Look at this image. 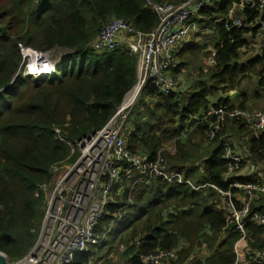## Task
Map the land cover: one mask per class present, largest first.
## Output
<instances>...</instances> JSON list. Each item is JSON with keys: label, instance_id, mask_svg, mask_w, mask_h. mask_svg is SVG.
<instances>
[{"label": "trees", "instance_id": "obj_1", "mask_svg": "<svg viewBox=\"0 0 264 264\" xmlns=\"http://www.w3.org/2000/svg\"><path fill=\"white\" fill-rule=\"evenodd\" d=\"M149 1L179 5L187 0ZM241 2L207 0L191 19L212 31L207 36L215 42L210 84L196 81L199 88L187 96L174 92L163 96L146 85L125 131L130 154L147 156L150 162L159 156L164 170L180 172L193 186H208L195 191L155 178L148 185L138 184L129 204L131 192L124 183L131 185L137 177L129 179L123 171L113 191L125 192L105 207L99 228H105L118 210L121 216L129 208L141 210L124 226L115 230L113 226L110 237L97 249L76 255L71 264H92L101 260L97 255L102 252L107 257L121 252L126 264H144L143 258L157 251H174L175 259L165 264H233V246L240 235L226 226V199L219 198L212 186L226 192L233 181L244 179L224 181L221 143L242 134L246 146L240 152L264 164V137L253 135L240 120H228L210 141L207 133L213 118L196 124L193 117L210 106L209 98L218 90H238L249 75L256 76V89L264 92V48L259 54L257 43V54L249 57L255 53L247 49L254 39L249 31L225 26L228 11ZM244 16L257 18L248 7ZM114 19L146 34L159 24L146 0H0V250L10 261L26 256L37 242L46 209L38 187L51 181L54 165L71 164L77 158L54 131L66 143L75 144L100 130L137 81V59L126 48L103 52L92 48L101 29ZM19 46L49 55L66 54L59 58L54 75L22 77L18 72L25 61ZM205 49L195 46L175 56ZM185 66L177 62L172 75ZM243 96L241 92L238 97ZM254 96L260 98L258 93ZM212 106L246 109L243 98L237 107L231 98L221 97ZM168 143L174 144L171 152L164 150ZM234 203L239 209V203ZM254 214L264 215V197L252 204L249 217ZM245 230L247 248H264V226L247 220Z\"/></svg>", "mask_w": 264, "mask_h": 264}, {"label": "built area", "instance_id": "obj_2", "mask_svg": "<svg viewBox=\"0 0 264 264\" xmlns=\"http://www.w3.org/2000/svg\"><path fill=\"white\" fill-rule=\"evenodd\" d=\"M146 2L158 17L159 24L156 28L146 34L135 30L124 21L114 19L101 29L92 46L97 52L124 47L132 53L137 59L135 85L125 94L120 106L100 130L75 144L66 143L59 138L58 130L54 131L58 140L66 144L71 155L74 151L78 154L77 158L71 164L54 165L51 168V181L38 187V192L44 196L46 209L37 242L26 256L14 261H10L0 250V257L6 260V264H71L76 255L99 246L110 235L114 224L122 218V211L118 210L105 228H99V220L105 207L111 201L114 202V196L122 194L123 189L114 193L113 188L123 171L128 173L129 179L137 177L132 180L131 185L127 184L130 192L138 184L148 185L155 178L166 182L176 181L179 185L190 186L195 191L208 186H193L190 181L182 178L180 172L164 170L159 156L155 162H150L147 156L132 155L126 148L125 131L129 125L131 110L135 108L142 89L151 85L163 96H169L175 91L176 81L172 71L177 67L175 55L178 44L181 47L180 43L192 34L195 27L191 19L204 7L207 0H187L179 5H158L149 0ZM247 7L257 18L246 19L244 12ZM263 18L264 0H242L228 11L225 26L249 31L254 39L247 44V49L256 50L260 46V54L264 48ZM19 49L23 60L26 63L31 61L25 66L27 76L35 77L41 71L45 72L44 76L55 73L60 61H48L47 53L27 47L19 46ZM214 55L213 51L208 59L210 65L214 64ZM47 65H50L51 70L44 67ZM210 117L213 118L207 133L210 141L216 138L228 120H240L253 135L264 137V109L256 112L240 108L229 110L215 108L211 103L200 116H194L193 120L196 124H201ZM232 145L229 139L221 143L222 159L226 167L223 178L226 182L236 176L240 177L242 172V158L232 149ZM212 187L219 198L223 201L226 199L223 206L226 226L240 235V239L233 246V264H264V248L250 250L245 243L247 220L264 226L263 214L249 217L252 204L259 197H264V180H235L226 192ZM130 199L131 197L128 199L129 204L132 203ZM234 201L239 203V209ZM173 259L174 251H157L143 258V262L165 264Z\"/></svg>", "mask_w": 264, "mask_h": 264}, {"label": "rangeland", "instance_id": "obj_3", "mask_svg": "<svg viewBox=\"0 0 264 264\" xmlns=\"http://www.w3.org/2000/svg\"><path fill=\"white\" fill-rule=\"evenodd\" d=\"M194 27H195V25H194ZM191 35L187 38V40L183 41L180 44H183L184 42L185 43L189 42V44L199 45L200 48L205 47L206 49L203 50L201 53H199V50H200L199 49L198 51L187 52L182 57H179V56H178V58L176 57V62H178V64L182 63V62H184L186 64V66L183 67L177 75H175V76L172 75L176 81V89H175L174 93L180 94L182 96H187V95H189V93H191V92L197 90V88H199L195 84L196 81H197V85L200 82H205L207 84H210L209 75H211V74H209V73L212 69L211 68L212 65H210L208 62L209 58L207 59L206 57H203V55H205L206 52H208V50H211V52H213V48H212L213 41L206 39V36L192 37ZM195 39H197V40H195ZM189 48H193V46L191 45ZM98 52H103V51H98ZM65 54L66 53H64V51H58L52 55L48 54L47 55L48 61L59 62V58H63V56ZM41 55L43 56L44 54H41ZM30 62L31 61H27L28 64H30ZM27 63L24 62V64L22 65V68H21V72L20 71L18 72V74L21 75L22 77L27 76L25 73V66ZM28 77L32 78L30 76H28ZM33 78L40 79L37 77H33ZM257 80L258 79L256 78L255 75H251V76L249 75L244 80L240 81L238 90L227 91L225 89L224 90L220 89L214 95H212L211 98H209V100L212 103H214V101L219 97L231 98L232 104L235 107H237V105L242 102V98H243L245 100V106H246L245 108L247 110H250L252 112L261 111L264 109V92H260V91L258 92L257 91V89H256ZM241 92H244V96L238 97ZM231 93H235V94L232 95ZM256 93H258L260 95V98H258V99L255 98L254 95ZM234 96H237L238 98H234ZM133 115H134V109L131 110L130 120H131ZM238 147L241 148V145L238 144ZM165 149L169 152L173 151V149H174L173 143H168L165 146L164 150ZM239 155L241 157V154H239ZM127 184L128 183H124L125 186ZM127 191L129 193V191H130L129 186L127 187ZM124 192H125V190L123 191V193ZM136 194H137V191L135 188L131 191V196H130V197H132L130 199L131 202L134 201ZM127 205H128V203L125 202V206H127ZM139 210H141V209L136 210L134 208H129L126 211H123L122 218L114 225L113 230L118 229L119 227L127 224L128 221L131 220ZM108 237H110L109 234L107 235V238ZM119 253H121V252H119ZM119 253L113 252V254H111V256L108 258L107 256L103 255L105 253L102 252L101 254L97 255V257H101V260H97V262H94L92 264H125V260L120 257Z\"/></svg>", "mask_w": 264, "mask_h": 264}, {"label": "crops", "instance_id": "obj_4", "mask_svg": "<svg viewBox=\"0 0 264 264\" xmlns=\"http://www.w3.org/2000/svg\"><path fill=\"white\" fill-rule=\"evenodd\" d=\"M193 24L195 25V29L192 31V37H203V36H206V39H207V36L209 34H212V31L208 28V27H203L201 25H199V20L198 21H193ZM197 40V39H195ZM193 47L195 46H199V45H195V44H192ZM215 46V42L213 41V50H215L214 48ZM189 42L188 43H183L180 47V45H178L177 47V51H185V49L189 48ZM182 51V52H183ZM211 50H208V52L206 53H209L210 54ZM254 54H257L256 53V50H255V53L251 52L248 54V56L250 57L251 55L253 56ZM234 95V94H233ZM246 107V106H245ZM245 139L244 136L242 134H239V133H236L235 135L232 136V138L230 139L231 143L233 144V146L237 147L236 150L239 154H241V158H242V161H243V166H242V172H240V177L243 178L244 180L248 181V180H252V181H262L264 180V164H258L256 162H253L252 160L246 158L240 151L242 149H245ZM238 144L241 145V148L238 147ZM111 256V255H110ZM108 256V258L110 257ZM112 258V257H111ZM126 264V262H125Z\"/></svg>", "mask_w": 264, "mask_h": 264}, {"label": "bare ground", "instance_id": "obj_5", "mask_svg": "<svg viewBox=\"0 0 264 264\" xmlns=\"http://www.w3.org/2000/svg\"><path fill=\"white\" fill-rule=\"evenodd\" d=\"M44 67H46V68H48L49 70H51L50 69V65H47V66H44ZM43 70V69H42ZM45 72H43V71H41L39 74H37L35 77H37V78H42V77H45L43 74H44Z\"/></svg>", "mask_w": 264, "mask_h": 264}, {"label": "water", "instance_id": "obj_6", "mask_svg": "<svg viewBox=\"0 0 264 264\" xmlns=\"http://www.w3.org/2000/svg\"><path fill=\"white\" fill-rule=\"evenodd\" d=\"M0 264H6V260L3 257H0Z\"/></svg>", "mask_w": 264, "mask_h": 264}, {"label": "clouds", "instance_id": "obj_7", "mask_svg": "<svg viewBox=\"0 0 264 264\" xmlns=\"http://www.w3.org/2000/svg\"><path fill=\"white\" fill-rule=\"evenodd\" d=\"M54 74H55V73H54ZM54 74H53V75H54ZM48 76H51V75H48Z\"/></svg>", "mask_w": 264, "mask_h": 264}]
</instances>
